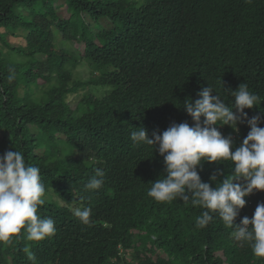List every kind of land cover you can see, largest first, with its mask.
<instances>
[{"label": "trees", "instance_id": "16d2710c", "mask_svg": "<svg viewBox=\"0 0 264 264\" xmlns=\"http://www.w3.org/2000/svg\"><path fill=\"white\" fill-rule=\"evenodd\" d=\"M56 1L0 0V156L18 150L40 168L38 215L57 229L42 241L22 229L0 242V264H33L26 246L36 264H264L218 214L197 228L205 209L149 197L163 157L130 138L140 127L154 138L173 122L194 126L183 103L205 87L231 106L230 92L247 83L264 101V0H64L62 15ZM83 62L94 67L87 82L73 78ZM87 85L107 91L79 95L73 108ZM245 111L261 115L264 103ZM239 125V138L217 127L239 146L250 131ZM95 168L104 183L88 190ZM231 168L205 161L198 172L215 187L210 177L220 171L222 181ZM245 199L236 224L264 191ZM85 206L89 224L70 211Z\"/></svg>", "mask_w": 264, "mask_h": 264}, {"label": "clouds", "instance_id": "9594fccd", "mask_svg": "<svg viewBox=\"0 0 264 264\" xmlns=\"http://www.w3.org/2000/svg\"><path fill=\"white\" fill-rule=\"evenodd\" d=\"M230 94L234 97L231 106L211 86L205 87L198 92L199 99L188 98L183 103V109L195 121L194 126L173 122L162 133L154 131V138H149L146 128L140 127L131 132L130 138L137 145L152 146L163 157L164 174L151 183L149 197L157 202H171L180 197L205 209L196 217L197 228L206 227L218 214L225 226L235 228L232 233L235 241L250 243L253 255L264 258V202L257 204L251 218L245 216L240 224L235 223L246 206L245 197L264 191V127L259 126L264 112L249 117L245 111L264 101L250 91L247 83ZM244 122L250 131L239 146L231 135L224 136L217 127L228 125L238 132L239 124ZM242 130L234 137L239 138ZM205 161H230L231 174L222 181L218 180L222 172L213 174L210 179L216 186L212 187L202 181L198 172ZM94 173L85 185L88 190H97L104 183L103 169L95 168ZM44 195L38 166L26 163L18 150H8L0 156V242H10L22 229L29 241H42L56 234L54 220L38 215V206L45 203ZM70 211L81 223H90V207ZM23 252L36 264L30 247H24Z\"/></svg>", "mask_w": 264, "mask_h": 264}, {"label": "rangeland", "instance_id": "374dc122", "mask_svg": "<svg viewBox=\"0 0 264 264\" xmlns=\"http://www.w3.org/2000/svg\"><path fill=\"white\" fill-rule=\"evenodd\" d=\"M63 3H64V0H58L55 2V5L58 6L60 15L64 14L63 11L66 9L64 7V5H62ZM93 69H94V67L92 66V64H90L89 62H83L82 64H80L79 66H77L74 69L73 78L77 81H80V82H87L91 79V72ZM106 91H107L106 87L87 85V86L80 88L79 92L77 94H74L73 98H70V103H71L72 107L74 108L76 106V103H77L75 101V99L79 95H83L84 93H89V94H96L97 96L101 97L102 95H104V93H106ZM240 131H241L240 127H239V131L237 132L229 126V132L233 133V135H236V136L239 135ZM247 204H250L249 201H247ZM127 259H130L129 254H128Z\"/></svg>", "mask_w": 264, "mask_h": 264}]
</instances>
